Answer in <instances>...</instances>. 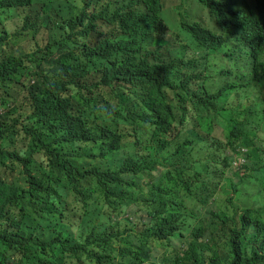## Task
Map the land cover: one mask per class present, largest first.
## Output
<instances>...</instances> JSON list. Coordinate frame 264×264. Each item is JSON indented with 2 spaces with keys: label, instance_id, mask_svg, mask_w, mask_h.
<instances>
[{
  "label": "trees",
  "instance_id": "16d2710c",
  "mask_svg": "<svg viewBox=\"0 0 264 264\" xmlns=\"http://www.w3.org/2000/svg\"><path fill=\"white\" fill-rule=\"evenodd\" d=\"M196 1L209 10L219 32L198 23L185 22H182L183 30L209 56L223 54L232 58L237 52L235 48L242 49L244 52L238 51L247 57L245 68L249 70L248 74L241 76L236 71L226 74L230 78L235 77V80L210 94L204 87H193V82L200 80L201 76L182 70L189 69V66L181 59L168 60L164 56L154 58L148 64V69L157 74L171 91V104L163 84L149 78L145 64L134 63L135 42H121L116 46L107 44L105 53L99 58L110 59L118 52L129 58L112 62L111 68L106 69V79L129 82L133 89H146L150 94L142 98L141 114L134 122V131L139 140L136 144L142 147L141 151L132 154L119 172L99 173L100 190L94 192L88 202L98 211L94 215L99 224L93 227L81 225L70 245L61 244L51 236L43 244L33 242L35 250L49 258L60 255L63 249L65 252L91 250L97 256L95 264H135L139 245L143 241L146 244L152 238L168 239L166 245L175 248L176 259L170 264H264V61L260 59L264 52V0H256V8L247 7L244 3L227 5L217 0ZM162 2L149 0L147 13H118L123 33L137 37L156 26L160 34L164 31L168 34L161 17ZM68 72L72 74L74 71L69 69ZM245 79L247 82L244 84L238 81ZM75 87L71 89L73 93H77ZM120 97L121 103L126 105L129 98L124 94ZM231 98L232 101L238 100L234 107L229 103ZM75 102L81 104L80 99L73 94L62 97L51 89L41 92L37 100L39 114L43 119L59 122L50 129V134H61L73 139L82 137L101 143L103 156L117 150L121 143L120 136L116 134L118 125L103 124L98 129L95 122L90 123L79 111H74ZM113 106L108 103L99 110L111 113ZM191 107L200 109L188 117ZM210 109H215L216 118L207 117L211 114ZM126 111H130L128 106ZM217 120H221L223 125L224 140L213 137ZM175 122L178 127L172 138L154 139L165 137ZM242 147L249 150V162L244 167V173H237L234 180H229L227 191V202L234 207V213L229 209L222 210L217 215L218 224L207 230L202 220L203 212L213 213L207 199L211 188L218 183L204 179V175L210 172L207 166L197 162L196 151L216 149L228 167L232 161L229 153L237 152ZM60 156L57 152L56 160ZM58 165L61 167L60 162ZM63 170H67V167L59 168V171ZM227 171L225 168L214 175L220 173L224 176ZM152 172L161 174V180L156 184L157 191L152 196L153 203L171 206L172 211L165 217H158L147 230L146 240L145 236L120 231L118 226L114 231L103 211L126 205L125 192L128 187L135 183V179ZM29 193L32 194V191ZM20 197L16 187L0 191V204L10 207L18 204ZM186 226L191 227L192 232L183 249V240H177L187 238L183 234ZM213 230L223 231L228 241L222 251L214 249L220 244H213L211 237L207 242L201 241L207 231L211 233ZM12 240L20 246L28 242L20 238Z\"/></svg>",
  "mask_w": 264,
  "mask_h": 264
},
{
  "label": "clouds",
  "instance_id": "9594fccd",
  "mask_svg": "<svg viewBox=\"0 0 264 264\" xmlns=\"http://www.w3.org/2000/svg\"><path fill=\"white\" fill-rule=\"evenodd\" d=\"M217 1L235 5L224 0ZM34 2L36 0H3L0 5V10L2 8L16 10L13 17L6 18L4 23L0 24V191L16 187L21 195L18 204L10 207L0 204V264H95L97 256L91 250L65 252L63 249L60 255L49 258L41 251L35 250L32 243L43 244L52 236L61 244L70 245L81 225L93 227L99 224L98 218L94 215L98 211L88 205L94 192L100 190L99 173L119 172L132 154L141 151L142 147L136 144L139 140L134 131V122L141 114L142 98L150 94L146 89H133L129 82L106 79L105 72L111 68V63L122 62L129 58L128 55L118 52L110 59H101L99 55L105 53L109 43L116 46L121 42L129 44L135 42L134 63L145 64L151 79L162 83L158 75L148 69V64L161 56L168 60L181 59L189 66V69L182 70L201 76L200 80L194 82L206 90H208L206 86L201 84L207 77L204 73L194 71L197 68L195 65L186 63V47L178 38L170 35L162 16L166 6L165 0L162 2L161 17L168 34L165 31L160 34L157 27L153 26L137 37L123 33L117 14L147 13L149 0H79L75 4L69 0H49L46 13L60 17L57 30L68 34L74 42L62 45L54 41V44H50L44 51L39 50L37 36H34L25 47L26 54L20 56L12 54L10 50L12 40L17 41L28 29L37 32L38 25H31L30 17L21 20L17 14L18 9L31 7ZM56 3H60L57 8ZM200 6L204 7L201 4ZM206 10L210 14L209 10ZM46 21H50L49 17ZM182 22L198 23H189L182 19L179 23L181 27ZM192 42L194 43L193 39ZM78 43L83 48L80 53L76 51L80 50L77 47ZM194 45L195 49L202 51L195 43ZM225 58L229 59L226 56ZM260 59L264 61V52ZM69 69L74 72L70 74ZM22 82L27 83L25 87L30 101L28 123L14 117L17 109H14L11 103L17 86ZM163 86L172 104L173 95L164 84ZM74 87L77 93L71 90ZM47 89L60 93L62 97L76 95L81 104L77 105L75 102L74 111H79V114L90 123L95 122L98 129H101L103 124H117L116 134L120 136V147L103 156L101 143L82 137L73 139L63 137L61 134L51 135L50 129L59 122L43 119L37 105L41 92ZM213 93L215 92H210ZM122 94L129 98L126 105L121 103ZM81 95L83 98H80ZM108 103L114 105L113 112L99 110ZM126 106L130 111H126ZM198 109L200 108L191 107L188 117ZM177 127L175 122L165 137L154 139L172 138L177 132ZM149 132L152 133L151 130ZM248 151V148L242 147L237 152L229 153L232 156L229 171L244 173V167L249 162ZM57 152L61 154L59 160H56ZM109 159L113 161L112 164L108 163ZM238 159H244L245 162L236 166ZM59 162L61 167L58 165ZM63 166H66L67 170L59 171ZM160 180L161 174L157 172L145 173L135 179V183L125 192L128 201L126 205L103 211L108 218L109 226L113 227L114 231L118 226L120 231L145 236L146 240L147 230L158 217H165L172 211L171 206L153 203L152 196L156 193V184ZM222 184L218 183L209 191L207 199L209 208L217 201L216 195ZM29 191H32V194ZM218 214L220 213L214 211L203 212L202 220L207 230L218 224ZM209 216H212V219L210 226H207ZM210 234L207 231L201 238L204 239L202 242H207ZM18 238L28 242L20 246L12 240ZM188 239H184L181 248L184 249V243H187ZM167 240L149 238L146 244L143 241L137 249L138 257L135 264H170L176 259V250L166 245ZM224 243V248L217 250L222 251L227 247V239ZM174 244L177 245L175 242ZM161 250H165L163 255H160Z\"/></svg>",
  "mask_w": 264,
  "mask_h": 264
},
{
  "label": "rangeland",
  "instance_id": "374dc122",
  "mask_svg": "<svg viewBox=\"0 0 264 264\" xmlns=\"http://www.w3.org/2000/svg\"><path fill=\"white\" fill-rule=\"evenodd\" d=\"M2 1L3 0H0V5ZM69 1L74 4L79 2V0ZM224 1L229 4H242L244 2L246 6H251L253 8L255 6V0ZM165 4L166 6L164 7L162 16L169 28L170 35L178 38L179 42L186 47V63H192L193 66L195 65L197 67L194 71L205 74L207 80L205 82H202L201 85L204 84L208 91L217 92L219 89H222L226 85L232 83L235 80V77L230 78L226 76V74L228 73L233 72L234 74L236 71V74H240L241 76L248 74L249 70L245 68V63H248L247 57L244 53L239 52L243 51L242 49H239V51L236 50L237 52L234 54V56L229 59H226L225 56L221 54L208 57L206 52L195 49V45L192 42V39L188 34L184 32L181 25L179 24L182 19L189 23L198 22L217 33L219 32L214 17H212L204 7L200 6L196 0H165ZM46 5H49V0H36L33 6L28 8H20L17 10V14L21 20L25 19L26 17H30L29 23L31 25H38V29L35 33L34 29H28V31L24 32L23 36H21L17 41L12 40L10 43V50L12 54H15L17 56L26 54L25 47L34 36H37V44L39 50L44 51L50 47V44L53 45L54 41H58L62 45H65L69 42H74L68 34H64L65 32H60L57 30L60 22V17L56 15H48L46 13ZM58 6H60V3H56L55 7L57 8ZM15 12V9L2 8V10H0V24L4 23L6 18L13 17ZM60 15L62 16V14ZM47 17H49L50 21H46ZM62 35L64 36L62 37ZM77 47L80 50L76 51L80 53L83 48H81L82 46H80L79 43ZM238 81L240 84H244L247 82V79ZM25 85H27V83L22 82L20 86H17V92L15 94V97L11 100V103H13L12 107H14V109H17V113L14 115V117L20 118L24 123H28L27 117L29 114L30 101L28 99V93ZM193 86L195 88H198L197 82H194ZM243 102L247 103L246 100H244ZM229 103L232 107H234L238 104V100L235 99L232 101L231 98ZM209 111L211 112V114H209L207 117L216 118L215 109H210ZM214 126L215 132L213 134V137L224 140L223 125L221 123V120H217ZM191 128L195 129L194 126H191ZM209 140L212 142L211 137ZM196 156L197 162H200L201 165L205 167L207 166V171L210 172L209 175H204V179L214 184L223 183L221 185V188L218 189L216 195L217 201L214 205H212L211 210L216 213H220L222 210L229 209L233 214L234 207L227 202V191L229 190V179L233 180L234 175L237 172H235L234 170L229 171L231 164L227 167L224 161V157H221L220 153L216 149L204 148L202 151H196ZM108 163L112 164L113 161L109 159ZM225 168L228 170L226 175L223 176L220 173L214 175L216 172H221V170ZM214 188L215 185L213 189ZM132 211L134 212V208L132 209ZM211 219L212 216H209L206 222L207 226H210ZM219 230H213L210 234L212 243L218 245L220 244V246L215 248V250H217L218 248H224L225 246L224 241L226 240V237L224 235V232ZM191 232V227H184L183 234L185 237L188 238ZM181 240L184 241L183 238L177 241ZM201 241H204V239H201ZM164 253L165 250L160 251V255H163Z\"/></svg>",
  "mask_w": 264,
  "mask_h": 264
},
{
  "label": "built area",
  "instance_id": "2783aa9c",
  "mask_svg": "<svg viewBox=\"0 0 264 264\" xmlns=\"http://www.w3.org/2000/svg\"><path fill=\"white\" fill-rule=\"evenodd\" d=\"M243 162H245L244 159H238L235 163L236 166H240Z\"/></svg>",
  "mask_w": 264,
  "mask_h": 264
}]
</instances>
